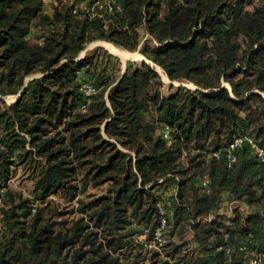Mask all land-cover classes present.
<instances>
[{
    "label": "trees",
    "instance_id": "obj_1",
    "mask_svg": "<svg viewBox=\"0 0 264 264\" xmlns=\"http://www.w3.org/2000/svg\"><path fill=\"white\" fill-rule=\"evenodd\" d=\"M53 1L0 0V264H245L244 248H220L243 241L264 253L263 162L248 143L227 159L239 135L264 148V0ZM95 39L151 62L80 57ZM18 167L33 199L9 185ZM225 194L246 211L228 223Z\"/></svg>",
    "mask_w": 264,
    "mask_h": 264
},
{
    "label": "rangeland",
    "instance_id": "obj_2",
    "mask_svg": "<svg viewBox=\"0 0 264 264\" xmlns=\"http://www.w3.org/2000/svg\"><path fill=\"white\" fill-rule=\"evenodd\" d=\"M53 3H54L53 0H45V8L46 9L52 8ZM109 42H111V41L104 40V39L92 40L87 44L86 48L84 49L85 53H90V52L94 51L95 49L100 48L103 60L107 63L113 64L114 66H116L121 71H124L125 68L127 67L128 63H130V62H141L142 60H146L148 62H151V61H149V59H147V56L144 53H142V51L140 49L141 46L138 47L136 50H131V51H137L138 52L137 56L132 54L131 56H128L125 59H123L120 55H117V54L111 52L106 47V45H104V43H109ZM111 43H114V42H111ZM115 45H117V44H115ZM117 46H119V45H117ZM120 47H122V46H120ZM122 48H125V47H122ZM128 50H130V49H128ZM155 66L159 70V72L162 76V80L165 81L167 84L172 82L175 85V87L178 85H181V84L188 86V87H192V88L197 87V85L195 83H193L191 81H187V80H173V81H171L170 79H168V76H167V78L164 77L161 70L157 67L159 65L155 64ZM88 78H89V76L87 74H81V82H84ZM173 90H174V88H173ZM173 90L168 89V86H166L163 89L164 93H166V94L172 92ZM14 95H16V94H9V95H6L4 98L8 103H11L13 101ZM0 97H1V95H0ZM9 185L13 190L22 192V194L24 196L29 197L31 199L34 198V194H33L34 181L30 177H28V172H26L22 167L17 168L14 176L9 180ZM87 190H88V192H92V193H101L103 189H102L101 185L95 186V187L90 185L88 188H86L85 190H81V191L86 192ZM159 191H160V193H162L163 202H161V205L163 207L169 201V198L173 195L174 189L172 187L166 188V186H163L160 188ZM224 196L225 197L222 200L221 207L219 208L218 214L222 218V220H224L226 223H228V221H230V219L235 215V213H236L235 209H239L243 212L245 210L243 209V203L241 201L235 200V201L231 202L228 194H225ZM50 197L57 198L59 200L64 201L61 197H59L56 194H51ZM0 202L3 203V200H1ZM163 209L165 211L164 207H163ZM166 211H168V209ZM213 215L210 216V219L213 217ZM0 224L2 225L1 218H0ZM221 227H222V229H224L225 226L222 225ZM134 237L137 240L145 241L146 237H147L146 230L144 228H141V227L139 228V230L137 228ZM235 245L238 248L241 247V248L245 249V250H243L245 252V256H244L245 264L248 262V259L250 260L252 257L256 256V254L262 253L256 247L248 246L245 241H243L241 244H235Z\"/></svg>",
    "mask_w": 264,
    "mask_h": 264
},
{
    "label": "built area",
    "instance_id": "obj_3",
    "mask_svg": "<svg viewBox=\"0 0 264 264\" xmlns=\"http://www.w3.org/2000/svg\"><path fill=\"white\" fill-rule=\"evenodd\" d=\"M101 1V2H100ZM98 1V4L100 7L104 6L105 1L107 0H100ZM109 6L111 7V3L110 1H107ZM83 90L85 91V93L87 95L91 94L92 92H94L96 90L95 86L90 83V82H84L83 85ZM245 143H248L249 146H251L259 155L260 159L263 162L264 165V148L262 146L259 145V143L257 142V140L254 138V136L250 135V134H243V135H239L236 136L229 144V146L227 147V159H228V165L231 166L234 162L237 161V155H236V150L243 146ZM216 156H220L219 151L215 152ZM206 180L203 182V184H206ZM162 213H164V209H162ZM166 225V219L163 217L162 218V227L159 228L156 231V235H155V240H162V228ZM235 247H237L235 244H230V245H225V246H220V248H225L227 252H230L232 249H234ZM241 248V247H240ZM242 249V248H241ZM248 264H264V253L262 254H256V256L252 257Z\"/></svg>",
    "mask_w": 264,
    "mask_h": 264
},
{
    "label": "bare ground",
    "instance_id": "obj_4",
    "mask_svg": "<svg viewBox=\"0 0 264 264\" xmlns=\"http://www.w3.org/2000/svg\"><path fill=\"white\" fill-rule=\"evenodd\" d=\"M104 45H106V47L113 53L120 55L123 59H125L128 56H131L132 54H134L135 56L138 55L137 51H131L128 50L126 48H122L120 46L115 45L114 43H104ZM161 72L163 73L164 77L167 78L166 72L164 71V69L161 66H157Z\"/></svg>",
    "mask_w": 264,
    "mask_h": 264
},
{
    "label": "water",
    "instance_id": "obj_5",
    "mask_svg": "<svg viewBox=\"0 0 264 264\" xmlns=\"http://www.w3.org/2000/svg\"><path fill=\"white\" fill-rule=\"evenodd\" d=\"M84 53H85V50H83V52L81 53L80 57H82V56L84 55ZM157 70H158V69H157ZM158 71H159V70H158ZM29 78H30V77L27 78V81L29 80ZM168 79H169V77H168ZM219 90H220V89H217V91H219ZM21 92H22V91H20L18 94H16V95L13 96V101H15L16 99L19 98ZM13 101H12V102H13Z\"/></svg>",
    "mask_w": 264,
    "mask_h": 264
}]
</instances>
